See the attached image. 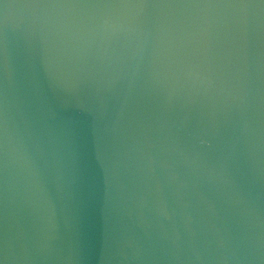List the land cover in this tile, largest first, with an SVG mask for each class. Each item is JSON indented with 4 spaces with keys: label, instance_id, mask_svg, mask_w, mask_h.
Returning a JSON list of instances; mask_svg holds the SVG:
<instances>
[{
    "label": "water",
    "instance_id": "water-1",
    "mask_svg": "<svg viewBox=\"0 0 264 264\" xmlns=\"http://www.w3.org/2000/svg\"><path fill=\"white\" fill-rule=\"evenodd\" d=\"M0 264H264V0H0Z\"/></svg>",
    "mask_w": 264,
    "mask_h": 264
}]
</instances>
